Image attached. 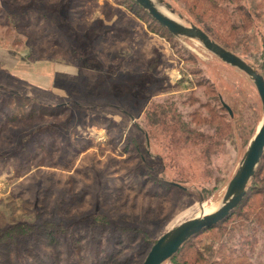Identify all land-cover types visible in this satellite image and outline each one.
I'll use <instances>...</instances> for the list:
<instances>
[{
  "label": "rangeland",
  "instance_id": "obj_1",
  "mask_svg": "<svg viewBox=\"0 0 264 264\" xmlns=\"http://www.w3.org/2000/svg\"><path fill=\"white\" fill-rule=\"evenodd\" d=\"M156 3L264 77V0L225 3L216 34L205 0ZM263 119L246 73L134 0H0V264H144L220 208ZM257 171L245 208L194 239L203 257L264 264Z\"/></svg>",
  "mask_w": 264,
  "mask_h": 264
},
{
  "label": "water",
  "instance_id": "obj_2",
  "mask_svg": "<svg viewBox=\"0 0 264 264\" xmlns=\"http://www.w3.org/2000/svg\"><path fill=\"white\" fill-rule=\"evenodd\" d=\"M149 15L166 28L175 37H185L198 40L208 51L216 55L221 61L246 73L253 81L259 93L264 113V77L250 64L236 54L226 50L213 41L209 35L196 26L186 27L173 18L164 14L156 2L163 0H134ZM170 9L171 6L167 4ZM223 106L230 114L232 111L225 104ZM264 158V119L251 141L240 166L230 181L220 208L210 214L199 216L183 223L176 229L166 233L153 245L144 264H165L173 259L182 247L206 230L212 229L227 221L232 213L242 204L248 187L256 175L257 169Z\"/></svg>",
  "mask_w": 264,
  "mask_h": 264
},
{
  "label": "trees",
  "instance_id": "obj_3",
  "mask_svg": "<svg viewBox=\"0 0 264 264\" xmlns=\"http://www.w3.org/2000/svg\"><path fill=\"white\" fill-rule=\"evenodd\" d=\"M236 0H205V3H206V8H207V11L209 12V16H210V19H208L207 21H210L209 24L205 23L204 26H206L207 28H209L211 30V32H213V34H216V31L215 28L216 26H221L223 27V23H220L218 21H214L215 19H226V18H229L231 16V11H229V6L228 4H225V3H232ZM226 5V6H224ZM198 6L197 5H194L193 6V11L194 12H197L195 8H197ZM243 9V8H242ZM236 9H233L232 12L233 13H236ZM218 12V13H216ZM243 14V13H242ZM246 17L250 18V16H252L251 13H248L246 12L245 13ZM198 19L201 20V19H204L206 17V12H202V11H199V14H198ZM212 17V18H211ZM253 17V16H252ZM214 19V20H213ZM207 21H204V22H207ZM202 23V22H201ZM159 24V23H158ZM213 24V25H211ZM223 44H227L225 41H222ZM227 48H229V45H227ZM230 49V48H229ZM223 106V104H222ZM223 108H225L223 106ZM226 109V108H225ZM264 159V158H263ZM259 176V172L257 171L256 172V175L255 177L253 178V181L256 180ZM252 189H255V187H251V190ZM258 192V191H256ZM257 194H261V192H258ZM249 195L247 196L246 195V198L244 199L243 203L241 204L239 210H242L245 208L247 202H248V198ZM230 220V219H229ZM229 220H227L224 224H227L229 222ZM221 223V224H223ZM223 225H218L212 229H221ZM211 231V229L209 230H206L205 232H209ZM203 232V233H205ZM201 233V234H203ZM4 236H7L8 238H12L14 239L16 236L12 234V231H7L6 234ZM199 236V235H198ZM198 236L194 237L192 240H190L188 243H187V246H189V255L188 256H191V257H188V256H185V257H182L183 256V253L182 251L180 253H178L171 261V264H230V263H227L226 261L224 260H212L210 259L212 254L210 253L207 257H203L199 251L197 250L196 246H195V243L194 242V239H196ZM3 245V244H1ZM207 250H210V249H207ZM231 259V257H230ZM238 259H245V256L242 255V256H239V257H236L235 259H232V262H235L236 260Z\"/></svg>",
  "mask_w": 264,
  "mask_h": 264
},
{
  "label": "bare ground",
  "instance_id": "obj_4",
  "mask_svg": "<svg viewBox=\"0 0 264 264\" xmlns=\"http://www.w3.org/2000/svg\"><path fill=\"white\" fill-rule=\"evenodd\" d=\"M205 214H208L207 212H204Z\"/></svg>",
  "mask_w": 264,
  "mask_h": 264
}]
</instances>
